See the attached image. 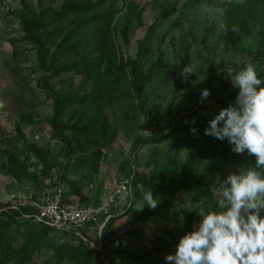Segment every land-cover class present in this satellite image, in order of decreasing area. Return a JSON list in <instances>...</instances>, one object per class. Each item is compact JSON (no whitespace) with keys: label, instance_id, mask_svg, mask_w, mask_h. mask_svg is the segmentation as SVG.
Here are the masks:
<instances>
[{"label":"rangeland","instance_id":"1","mask_svg":"<svg viewBox=\"0 0 264 264\" xmlns=\"http://www.w3.org/2000/svg\"><path fill=\"white\" fill-rule=\"evenodd\" d=\"M85 1L0 0V204L41 203L56 183H62L67 199L97 205L121 178L144 170L153 179L149 189L157 207L138 220L146 206L142 197L132 203L131 189L125 201L112 207L113 225L97 233L111 244L94 264H124L114 254L119 241L148 264H168L165 257L175 253L177 240L198 228L199 213L217 210L218 193L210 191L214 201L205 206V192L218 188L229 174L254 166L229 162L209 149L222 140L199 131L193 125L195 118L175 124L172 120L202 107L210 117L235 105L239 89L232 83L231 89L223 88L222 77L226 64L242 67L251 55L264 50L259 34L262 16L250 21L258 34L234 43L230 15L225 11L221 17L215 9L244 0H92L83 10L69 7ZM168 8L172 11L164 15ZM43 10L49 12L36 36L43 44L45 65L39 59V45L26 39L23 28L25 21ZM99 15L107 29L100 38L104 47L96 49L94 41H88L89 32L97 27L90 23ZM87 26L90 29L84 31ZM141 44L148 49L144 55L138 53ZM61 64L72 69L52 75L49 68ZM189 64L195 73L184 77L181 73ZM146 72L148 79L138 86L137 75ZM204 89L210 93L207 98H202ZM53 93L72 99L61 115L72 149L90 136L79 133L84 126L98 136L101 130H116L113 143H100L91 151L66 148L48 123ZM28 114L31 124L22 119ZM17 124L24 136L19 135ZM151 124L167 126L170 135L161 143L143 146L134 158L131 146ZM33 145L44 153V161L27 147ZM33 220L31 214L25 215L19 226L4 228L2 234L14 238L15 247L29 239L38 244L28 264H54L49 237ZM66 240L71 236L66 235Z\"/></svg>","mask_w":264,"mask_h":264},{"label":"trees","instance_id":"2","mask_svg":"<svg viewBox=\"0 0 264 264\" xmlns=\"http://www.w3.org/2000/svg\"><path fill=\"white\" fill-rule=\"evenodd\" d=\"M92 0H87L81 3H74L69 5L71 9L76 8L79 10L85 9L87 6H90ZM225 11H227L228 16L230 15V30L229 34L231 36V40L238 41L242 37L252 36L257 31L256 28L252 26L250 21L256 20L261 17L259 21L261 23L260 29V36L261 41L264 42V0H244L242 3L237 2H230L227 4H223L222 6ZM137 10V8H136ZM67 11V10H65ZM171 9H166L164 15H167L171 12ZM48 10H43L40 12L39 15H33L30 19L24 22L23 28L25 32V37L29 41H33L39 45V59L41 60L42 65H45V60L41 56L43 53V44L39 38H37V31H39L44 25L45 21L44 18L48 13ZM144 13V9L140 8L138 10L139 19L142 20ZM102 15L93 18V21L90 23L91 26L96 25L97 27L92 28L91 32H89V41H94L95 48H103L105 40L100 39L102 35L106 32V23L100 22L102 20ZM89 25V26H90ZM90 27H86L84 29L88 30ZM235 29V30H233ZM256 31V32H255ZM258 34V33H257ZM148 49L144 44H141L139 48V55H144L147 53ZM248 62L254 63L256 66L259 67L257 71L258 76L263 79L264 78V50L260 49L257 53L251 55L249 57ZM72 69V66L69 64H61L59 66H51L49 70L52 72V75H56L61 71H66ZM148 79V73H142L137 75L136 84L140 86L143 81ZM223 88L231 89V81L227 76H223ZM261 87H264V83L261 84ZM236 94L233 102H236ZM53 115L49 119L48 123L51 126L52 132L55 136H57L65 145L66 148L73 147L72 139L68 135V125L67 123L61 118L62 111L64 107L67 105L68 102L72 101V99H65L64 96L60 95V93H53ZM84 99V98H82ZM230 106H235L234 104ZM229 106H226L228 108ZM219 112H216L212 116H208L207 108H197L193 113H179L173 118L172 123L182 122L186 123L189 119L195 118L194 126L199 129V131L205 130L209 127V121L213 119ZM22 119L28 123H32V117L28 115H23ZM103 123L106 122L103 121ZM16 129L19 135L24 136L22 127L17 124ZM145 129L149 130L152 135L149 137H144L141 135V132L138 134L136 140L133 142L131 146L132 153L134 158L137 152L143 146H151L161 143L166 138L169 137V132L167 131V126L158 127L157 125H149ZM79 133H85L87 139L81 141L76 148H71L72 151H82L84 148H88L89 151L96 145L100 143L104 145H110L113 143L114 139L116 138V130L106 131L101 130L100 133L102 136H98L95 131L92 132L90 127H83ZM230 143L227 138L222 140L221 144L216 145L214 148L213 145L209 148L211 150H215L218 154H221L222 157L229 161L234 162L238 165L242 166H249L251 164H255V157L251 156L245 151L242 154L235 153L232 148H230ZM32 153L36 156L37 159L44 161L43 152L38 149L35 145L27 146ZM97 147V146H96ZM208 150V149H207ZM209 151V150H208ZM204 153V151L200 152ZM72 155V153H70ZM134 165L138 167V163L136 160L133 161ZM191 161L186 162V170L190 166ZM225 171V170H224ZM12 173H14L12 171ZM187 175V173H185ZM63 178V177H62ZM131 182H132V203L136 202L142 197L141 186H143V190L147 191L151 184L153 183V179L148 176L147 172L144 170H134L131 174ZM62 185V183H56L55 185ZM65 190V187H64ZM211 190L205 192V206H209L211 202L214 201V198L210 194ZM66 196V190H65ZM154 209L149 207H145L142 213L140 214L138 220H142L146 218L150 213H153ZM35 213V206L34 205H16L11 201H7L0 204V217H5L6 220L0 221V264H28L34 253L40 248L38 244L35 245V242L31 239L24 242V244L20 247H15L13 242L14 238L7 237L6 235L2 234L4 228L12 227V225L19 226L22 223L25 215H32ZM192 213L189 218L187 219L186 223L189 224L193 218ZM264 215V212H262ZM114 218H111L106 225L104 226L103 230L109 228V226L113 225ZM34 224L42 225L43 226V233L48 235V243L52 247L53 256L55 259L54 264H65L66 262H71L72 264H94L95 259L99 257L101 254H107L109 252V244L111 242L105 238L104 240H100L98 237V228L94 226V224L88 225L85 229V236L86 239L76 238L78 237L75 231H67L60 228H56L53 226H49L46 224H41L38 222L32 221ZM93 227V228H92ZM30 235V234H29ZM66 235L71 236L70 241L66 240ZM180 240V239H179ZM177 240L176 243H179ZM176 241V240H175ZM175 241L173 243H175ZM166 242V241H165ZM101 244V250L97 249V245ZM103 246V248H102ZM116 257L124 264H148L145 258H141L139 255L134 254L127 250L121 241L117 242L116 250L114 252Z\"/></svg>","mask_w":264,"mask_h":264},{"label":"clouds","instance_id":"3","mask_svg":"<svg viewBox=\"0 0 264 264\" xmlns=\"http://www.w3.org/2000/svg\"><path fill=\"white\" fill-rule=\"evenodd\" d=\"M215 12L225 15L222 7ZM192 73L194 67L189 64L181 75ZM225 73L239 89L236 103L209 121L205 135L227 138L235 153L247 151L255 157V164L229 174L218 188H211L218 193L217 210L199 213L198 228L180 238L175 253L165 257L168 264H264V81L251 62H243L242 67L226 64ZM209 94L204 89L202 98ZM141 135L152 133L144 128ZM141 191L145 206L155 209L158 201L151 189L144 191L141 186Z\"/></svg>","mask_w":264,"mask_h":264},{"label":"built area","instance_id":"4","mask_svg":"<svg viewBox=\"0 0 264 264\" xmlns=\"http://www.w3.org/2000/svg\"><path fill=\"white\" fill-rule=\"evenodd\" d=\"M131 189V178H121L101 203L93 205L79 204L67 199L64 186L57 184L46 201L33 204L35 213L31 216L35 222L67 231L72 230L77 233V239H86L84 231L88 225L94 224L100 233L113 216L112 207L118 202L125 201L126 195ZM100 245L96 246L97 249H101Z\"/></svg>","mask_w":264,"mask_h":264}]
</instances>
